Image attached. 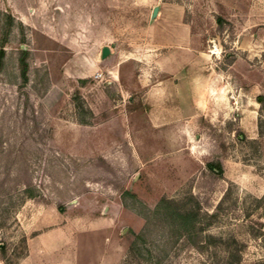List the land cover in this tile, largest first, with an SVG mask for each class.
I'll use <instances>...</instances> for the list:
<instances>
[{
	"label": "rangeland",
	"instance_id": "1",
	"mask_svg": "<svg viewBox=\"0 0 264 264\" xmlns=\"http://www.w3.org/2000/svg\"><path fill=\"white\" fill-rule=\"evenodd\" d=\"M0 49V264H264V0H0Z\"/></svg>",
	"mask_w": 264,
	"mask_h": 264
},
{
	"label": "trees",
	"instance_id": "2",
	"mask_svg": "<svg viewBox=\"0 0 264 264\" xmlns=\"http://www.w3.org/2000/svg\"><path fill=\"white\" fill-rule=\"evenodd\" d=\"M4 53L3 49H0V65H1V57ZM20 69H21V77L23 80L26 79V65L21 61L20 62ZM207 169L212 170V171H218L219 173L221 172V167L218 164V162H208L207 163Z\"/></svg>",
	"mask_w": 264,
	"mask_h": 264
},
{
	"label": "water",
	"instance_id": "3",
	"mask_svg": "<svg viewBox=\"0 0 264 264\" xmlns=\"http://www.w3.org/2000/svg\"><path fill=\"white\" fill-rule=\"evenodd\" d=\"M158 8L154 7L152 10V17L156 15ZM110 50L109 47L103 46L101 49V57L104 58L109 54Z\"/></svg>",
	"mask_w": 264,
	"mask_h": 264
},
{
	"label": "crops",
	"instance_id": "4",
	"mask_svg": "<svg viewBox=\"0 0 264 264\" xmlns=\"http://www.w3.org/2000/svg\"><path fill=\"white\" fill-rule=\"evenodd\" d=\"M161 13V10L157 11V14H160ZM182 27H184L186 29V25L181 23Z\"/></svg>",
	"mask_w": 264,
	"mask_h": 264
}]
</instances>
